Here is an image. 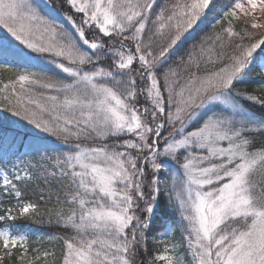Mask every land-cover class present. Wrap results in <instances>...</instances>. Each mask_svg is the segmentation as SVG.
<instances>
[{"label": "snow or ice", "instance_id": "6c2138e0", "mask_svg": "<svg viewBox=\"0 0 264 264\" xmlns=\"http://www.w3.org/2000/svg\"><path fill=\"white\" fill-rule=\"evenodd\" d=\"M0 29V264H185L177 227L264 264V0H0Z\"/></svg>", "mask_w": 264, "mask_h": 264}, {"label": "trees", "instance_id": "16d2710c", "mask_svg": "<svg viewBox=\"0 0 264 264\" xmlns=\"http://www.w3.org/2000/svg\"><path fill=\"white\" fill-rule=\"evenodd\" d=\"M221 3L226 2V0H220ZM246 27V25L243 24V22H236V28L237 30H243ZM9 76H11V73L7 72V71H3L0 70V79H6ZM257 83L258 81H254L252 84H250L248 86L249 91H252L254 89L257 88ZM3 207H7L8 204L7 203H3L2 204ZM44 223H34L33 221L30 220H20L17 221V223L23 227H27L30 229L31 235H30V240L32 242V247H37L39 246L37 244V238L41 237V236H46L47 234L51 233V232H59L60 229L58 228H49V226L47 225V220L48 217L45 216L42 218ZM168 242L171 243H175L177 246V252L181 255V258L185 261V264H191V257L188 253V250L185 246V241L183 240L182 237V232L180 228H176L174 233L168 238ZM45 247L51 248L52 245L51 244H45ZM149 254H151L152 251L155 250L156 245L152 243V241H149ZM56 251H57V255H60V251H61V245L60 244H56ZM5 264H8V262L6 261ZM13 264H16L15 260H13Z\"/></svg>", "mask_w": 264, "mask_h": 264}, {"label": "rangeland", "instance_id": "374dc122", "mask_svg": "<svg viewBox=\"0 0 264 264\" xmlns=\"http://www.w3.org/2000/svg\"><path fill=\"white\" fill-rule=\"evenodd\" d=\"M68 11H70V10H68ZM76 18L79 19V16H77ZM4 35H5L4 31L2 29H0V36H4Z\"/></svg>", "mask_w": 264, "mask_h": 264}]
</instances>
